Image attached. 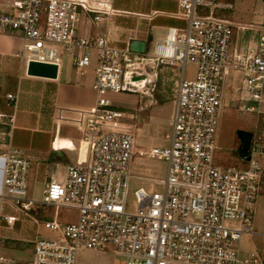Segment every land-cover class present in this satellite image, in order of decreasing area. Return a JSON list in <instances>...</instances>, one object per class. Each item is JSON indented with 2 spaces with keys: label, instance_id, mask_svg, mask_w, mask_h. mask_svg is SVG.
<instances>
[{
  "label": "built area",
  "instance_id": "built-area-1",
  "mask_svg": "<svg viewBox=\"0 0 264 264\" xmlns=\"http://www.w3.org/2000/svg\"><path fill=\"white\" fill-rule=\"evenodd\" d=\"M112 3L6 0L0 4V34L19 32L24 45L17 56L28 62L61 68L63 49L83 72L91 62L90 49L95 48L98 55L95 103L89 108L59 107L55 115L57 122L76 124L86 155L67 162L63 179L51 177L39 201L44 206L76 209L77 220L40 222L32 217L31 161L8 142L0 148L5 158L0 239L2 228L13 230L17 222L31 218L37 226L43 225L45 233L37 231L32 240L34 256L29 264H78L80 250H100L107 244L116 247L121 264H264L258 247L242 246L244 236L258 234L253 219L256 198L264 188V134L254 131L248 166L215 162V152L221 148V84L230 68L244 74L248 97L242 100L252 101L245 110L264 114V13L257 27H244L258 32L254 46L246 39L242 53L230 60L234 25L215 15L219 8H232L230 2L178 0L176 15L187 26L169 27L166 36L145 53L112 47L108 37L89 38L81 33L85 15L95 14L97 20L112 15L116 12ZM155 62L181 68L170 143L149 153L166 162L167 174L162 191H135L139 209L130 213L125 205L135 152L134 130L128 122L133 115L116 104V96L143 92L151 82L147 67ZM189 63L195 65L192 78L186 76ZM7 99L13 108L11 123L17 95L9 93ZM6 118L0 114V122ZM233 220L239 226L226 224ZM11 262L0 254V264Z\"/></svg>",
  "mask_w": 264,
  "mask_h": 264
},
{
  "label": "crops",
  "instance_id": "crops-1",
  "mask_svg": "<svg viewBox=\"0 0 264 264\" xmlns=\"http://www.w3.org/2000/svg\"><path fill=\"white\" fill-rule=\"evenodd\" d=\"M5 1L0 0V4ZM218 1L230 2L233 5L232 8H219L215 11L217 17L234 25L235 35L229 53V59L232 60L235 55L242 53L246 39L254 46L258 32L246 31L244 27L252 25L257 27L261 24L264 9L260 15L253 14L251 22L245 23L233 20L229 14V11L235 8V0ZM112 6L116 12L112 15L104 14L102 19L97 20L95 14L85 15L81 23V33L89 38L108 37V44L119 49H131L132 40L145 41L148 52L154 48L157 41L166 36L169 27L181 29L187 26V21L176 15L178 0H113ZM23 45L24 39L19 32L0 34V114L7 117L0 122V148H5V144L10 142L31 161L28 195L35 201L33 210L31 209L32 217L40 222L44 220L66 222L60 218L57 208L44 206L39 201L48 180L51 177L63 179L67 171V162L78 156H85L86 148L80 142L81 135L76 124L57 122L55 115L59 107L89 108L95 103L93 83L98 55L95 48L90 49L92 58L88 68L91 67L92 70L84 71V68L83 72H80L73 66V62L66 68L61 62L57 78H44L27 73V59L17 56ZM60 51V56L61 54L70 56L63 49ZM9 93L17 95V110L11 123L8 118L13 115V108L7 104ZM126 94L128 93L118 94L119 99L122 101L120 96ZM136 102L138 100L133 99L131 107H134ZM173 104L175 114L176 99ZM161 107L163 104L154 105L150 109V119L154 117V110ZM55 144L63 152V160L52 159L51 151ZM77 147L79 154L74 153ZM4 162V156L0 155V192L3 190ZM77 218L78 216L75 220ZM16 225L37 224L33 219L27 218ZM16 229H19V226ZM260 251L264 253L263 250Z\"/></svg>",
  "mask_w": 264,
  "mask_h": 264
},
{
  "label": "rangeland",
  "instance_id": "rangeland-1",
  "mask_svg": "<svg viewBox=\"0 0 264 264\" xmlns=\"http://www.w3.org/2000/svg\"><path fill=\"white\" fill-rule=\"evenodd\" d=\"M264 9V0H235V8L229 11L233 20L249 23L252 16L260 15ZM61 62L66 68L72 63L71 57L61 54ZM92 65V64H91ZM180 65L169 63H151L147 67L151 82L143 89V92L128 93L118 96L117 103L123 109L133 115L128 122L133 127L135 137V156L131 162V180L126 198V211L137 212L139 203L135 191L144 188L149 193L163 190L167 174L166 162L159 158L150 157L153 147H165L169 144L173 128L174 99L176 88L180 80ZM84 70V69H83ZM92 70L85 67L84 71ZM195 65L187 64L186 76L192 78ZM244 74L241 70L232 68L225 76L221 84L223 106L218 114V143L220 149L215 152V162L221 166H248L249 161L239 154L240 139L237 136L239 129L257 131L264 134V114L246 111L250 105L242 96L248 97L245 91ZM164 98L163 107L156 108L154 117L150 119V109L159 105V98ZM137 99L134 107L132 100ZM128 106V107H126ZM264 109V105H263ZM140 151L143 152L140 155ZM86 152V149H85ZM79 154V148L74 151ZM146 153V154H145ZM257 159L261 157L255 156ZM60 218L64 221L75 220L78 211L73 208H57ZM230 227L239 226L238 220L227 221ZM19 229H16L18 228ZM253 227L258 233L253 236H244L242 246L244 248L258 247L264 251V188L257 196L254 206ZM45 233L43 225H16L15 230H1L0 254L13 262L9 264H29L34 256V244L32 240L37 233ZM18 232V234H17ZM121 257L116 254V247L107 244L100 250H80L77 255L78 264H121Z\"/></svg>",
  "mask_w": 264,
  "mask_h": 264
},
{
  "label": "water",
  "instance_id": "water-1",
  "mask_svg": "<svg viewBox=\"0 0 264 264\" xmlns=\"http://www.w3.org/2000/svg\"><path fill=\"white\" fill-rule=\"evenodd\" d=\"M130 48L132 51L145 53L147 50V43L140 40H132L130 43ZM58 65L53 63H45L35 60H30L28 62L27 73L33 76H39L44 78H57L58 76ZM137 79V77H135ZM237 136L240 139L239 154L246 160L250 159V146L251 141L254 136V131L239 129L237 131ZM51 157L54 160L62 159L63 152L59 149L58 145L55 144L53 150L51 151ZM63 160V159H62ZM67 160V159H65Z\"/></svg>",
  "mask_w": 264,
  "mask_h": 264
},
{
  "label": "trees",
  "instance_id": "trees-1",
  "mask_svg": "<svg viewBox=\"0 0 264 264\" xmlns=\"http://www.w3.org/2000/svg\"><path fill=\"white\" fill-rule=\"evenodd\" d=\"M148 52H149V51H148ZM158 98H159V100H158L159 103L162 104L163 102H165V101H164V100H165L164 98H161L160 96H159ZM247 102H248V104H252V101H247ZM4 131H6V130H4ZM7 131H9V128H7ZM32 210H33V209H32Z\"/></svg>",
  "mask_w": 264,
  "mask_h": 264
},
{
  "label": "bare ground",
  "instance_id": "bare-ground-1",
  "mask_svg": "<svg viewBox=\"0 0 264 264\" xmlns=\"http://www.w3.org/2000/svg\"><path fill=\"white\" fill-rule=\"evenodd\" d=\"M141 83H144V82L141 81Z\"/></svg>",
  "mask_w": 264,
  "mask_h": 264
}]
</instances>
